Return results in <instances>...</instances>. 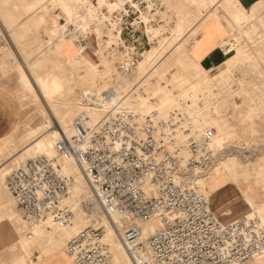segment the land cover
<instances>
[{"label":"rangeland","instance_id":"rangeland-1","mask_svg":"<svg viewBox=\"0 0 264 264\" xmlns=\"http://www.w3.org/2000/svg\"><path fill=\"white\" fill-rule=\"evenodd\" d=\"M124 1L99 0L97 5L92 0H0V84L28 99L24 120L0 141V264H48L43 260L51 255L54 264H68L66 245L72 233L93 225L108 236V226L115 231L119 227L103 223L106 218L93 207L88 192L81 193L85 179L72 163L67 169L76 180L70 191L74 221L64 227L43 226L35 240L27 242L20 208L6 186L7 174L23 163L17 162L21 157L31 158L37 142L54 139L55 119L67 130L61 135L72 136L78 117L91 127L118 108L91 103L99 89L115 93L122 109H184L198 131L213 128L210 146L217 159L199 176L212 211L223 223L253 214L264 225V1L244 6L240 0H153L161 7L153 11L149 6L137 19L145 24L140 30L149 43L129 72L119 64L130 45L123 44L120 30L100 9L112 12ZM218 18L220 24L226 22L228 36L220 46L227 57L218 68L207 69L196 52L210 39L204 30ZM72 24L76 30L88 27L87 43L74 42ZM222 29L215 27L212 36ZM79 45L97 59L96 67L79 54ZM198 94L209 105L201 119L189 104ZM56 154L53 149L49 155ZM216 172L224 183L214 187ZM11 224L18 228L15 234ZM153 228L158 226L150 224L148 231ZM111 236L119 242L113 231ZM111 253V263L116 257L133 264L123 249L115 253L111 245Z\"/></svg>","mask_w":264,"mask_h":264},{"label":"built area","instance_id":"built-area-1","mask_svg":"<svg viewBox=\"0 0 264 264\" xmlns=\"http://www.w3.org/2000/svg\"><path fill=\"white\" fill-rule=\"evenodd\" d=\"M98 5L99 0H92ZM159 9L153 0H125L109 12L112 25L129 43L119 67L129 72L149 41L137 19ZM69 27L75 31L74 24ZM82 29V27H81ZM78 42H86L83 29ZM77 42V43H78ZM124 46H120L119 48ZM89 127L83 117L75 133L55 143L56 156L27 159L6 178L8 190L28 225L50 220L64 227L74 217L69 201L74 178L59 157L73 156L107 214L126 220L120 237L134 264H248L264 256V225L257 216L223 223L210 210L198 179L217 159L210 146L213 128L198 131L187 114L173 110L167 119L140 117L119 106ZM115 106V107H116ZM158 228L145 234V225ZM74 264H112L100 227L88 226L67 243Z\"/></svg>","mask_w":264,"mask_h":264},{"label":"bare ground","instance_id":"bare-ground-1","mask_svg":"<svg viewBox=\"0 0 264 264\" xmlns=\"http://www.w3.org/2000/svg\"><path fill=\"white\" fill-rule=\"evenodd\" d=\"M67 5V4H66ZM110 5V4H109ZM102 6V5H101ZM100 7V6H99ZM118 7V6H117ZM106 8V7H105ZM66 9H68L67 7H66ZM143 12H146V11H141V13H143ZM67 15V14H66ZM219 16H221V14L219 13L218 14ZM70 17V16H69ZM70 22V21H69ZM108 22H109V17H108ZM220 22V20H219V18L217 19V20H215L214 22H211L210 24H208V27H206L207 29H205L204 31L205 32H207L208 33V35H209V37H210V39H213V36H212V34H213V32H215V30H214V28L216 27V28H221V24L219 23ZM113 27V26H112ZM88 27H85V29H83V33L82 34H84V37H85V35H86V29H87ZM247 28V27H246ZM117 29V28H116ZM71 31H73L72 29H70ZM118 30V29H117ZM82 31V30H81ZM80 31V32H81ZM74 33H73V37L75 38H73L74 39V42L78 45V43H81V42H78V40H79V36H78V33H77V30H75V31H73ZM248 33V32H247ZM113 35V34H112ZM114 36H116L117 38L119 37V34L118 33H114ZM85 40H86V42L85 43H87V39L85 38ZM72 42V41H71ZM71 42H69V43H67L66 45L67 46H69V47H71L72 46V43ZM78 42V43H77ZM111 42H112V40H111ZM82 43H84V42H82ZM113 43V42H112ZM109 44H111V43H109ZM55 46H56V44H55ZM61 53V52H60ZM79 54L80 55H82L88 62H90V65L91 66H93V67H96V65H97V59L92 55V53L90 52V51H88V49H87V47H84V46H82V45H79ZM63 55V54H62ZM72 57V56H71ZM25 69V68H24ZM42 90L44 91V92H46L47 91V89H46V87L45 86H42ZM91 98V103H93L94 105H98V106H101V107H105L106 105H110V106H112V107H115L118 103H119V101H118V99H117V97H116V94L115 93H113L110 89H105V90H102V89H99L98 91H97V94H96V96H91L90 97ZM189 104H190V106L192 107V112H193V115H195L196 117H198L199 119H201L202 118V116L209 110V105H208V103L204 100V98L201 96V95H195V96H193V98L189 101ZM132 111H134L139 117H140V119H145L147 116H153V115H155V114H157L158 115V117L160 116V117H164L163 119H167L168 118V116H169V114L171 113V111L172 110H166V109H161V108H151V109H148V110H143V109H135V110H133V109H131ZM174 110H179V111H181V112H183V113H185V114H187V112L186 111H184V109H174ZM187 116H188V114H187ZM189 118V117H188ZM191 122V121H190ZM191 124L194 126V124L191 122ZM54 127H56L58 130H57V134H55L54 136H53V138L54 139H46V142L44 143V142H41V141H39V142H37V144H36V149H37V153H36V155H33V156H31V158H33V157H35V156H38V155H42V154H47V155H49V154H51L52 152H53V149L55 150V143H54V141L56 140V139H58L59 137H60V135L61 134H63V133H67V130L65 129V127H63V125L59 122V121H57L56 119L54 120ZM194 128H195V126H194ZM62 136V135H61ZM66 136H68V137H70L69 135H66ZM54 144V145H53ZM53 146V147H52ZM52 147V150L49 152V153H44L45 151H48V149H50ZM55 155V154H54ZM54 155H50V156H54ZM27 158H29V157H21L20 158V160L19 161H17L18 162V164H21L22 162H24V161H26L27 160ZM30 159V158H29ZM59 161H60V163L63 165V167H64V169H65V171L67 172V173H69L70 174V172L68 171V169H67V167H69L70 168V164H74V168H75V170L77 171V172H79V175L80 176H82L85 180V183H86V188H85V191L84 192H81V193H87L88 192V194L90 195V197L92 198V200L94 201V205H93V203H92V205H93V207H98V210L100 209L101 210V212L103 213V215L105 216V220L103 221V223L105 224V225H107L108 226V222L107 221H110V223H112L113 224V226H117V224H118V226L119 227H116V229L118 230H114V229H112V228H110V226H108L109 228V232H108V236H107V234L104 232V239H105V241L107 242V244H108V246H109V249H110V253H111V245H113V251H115V253H117V251L118 250H120V249H123L124 251H125V253H126V255H128V257L131 259V261H132V258L130 257V255L128 254V252H127V250H126V248H125V245L123 244V242H122V240H121V242H120V240H119V237H120V232L123 230V228H125V226H126V220L124 219V217L123 216H120V215H118V214H107L106 212H105V210L102 208V206L100 205V203L98 202V200L96 199V196L94 195V191H93V189L90 187V185L89 186H87L88 184H89V182H88V180H87V177H86V175L83 173V170L80 168V166L78 165V163L75 161V159H74V157L73 156H70V155H67L66 157H59ZM12 171V170H11ZM10 171V172H11ZM9 172V173H10ZM8 173V174H9ZM7 174V175H8ZM218 175H219V173L218 172H216L215 173V175H214V177H213V179H215V181H214V187H216V186H218V185H220V184H222V182L224 183V181L222 180V179H219V177H218ZM213 181V180H212ZM88 183V184H87ZM198 183H199V179H198ZM6 186H7V183H6ZM73 187H76V180H74V183H73ZM88 187V188H87ZM90 187V188H89ZM7 190H8V187H7ZM8 192H9V194H10V196H11V198H12V200L14 201V199H13V197H12V195H11V193H10V191L8 190ZM69 201L70 202H72L73 204H74V206H75V203L72 201V199L70 198V194H69ZM250 202V201H249ZM14 203H15V201H14ZM84 203H85V205H87V201H84ZM249 205H250V208L253 210V211H255L256 209V207L253 205V203L252 202H250V203H248ZM17 205V204H16ZM89 205V204H88ZM231 206V205H230ZM209 207H210V210L212 211V209H211V205H210V202H209ZM75 210H76V206H75ZM93 211H95V209H90V212L92 213ZM213 212V211H212ZM214 213V212H213ZM228 213V212H227ZM75 214V213H74ZM75 216H76V214L74 215V217H73V219L71 220V222L70 223H68V224H71L73 221H74V219H75ZM245 216H248V217H250V216H253V214L252 215H245ZM245 216H243V217H245ZM21 218H22V220H23V223H24V227H25V235H24V237H25V240L27 241V242H32V241H34L35 240V238H36V236L42 231V227L43 226H49V228H51V226H56V227H62V226H59V225H57L56 223H54V222H52V221H50V220H46V221H44V222H40V223H37V224H33L32 226H28L27 225V223L25 222V220L23 219V217H22V215H21ZM240 218H242V217H240ZM240 218H238V219H240ZM219 219V218H218ZM238 219H235V220H233L232 222H234V221H236V220H238ZM220 220V219H219ZM117 221V222H116ZM221 221V220H220ZM232 222H230V223H232ZM67 224V225H68ZM152 224H155V225H157L158 226V224L157 223H152ZM12 226H13V228H12V231L14 230V234H15V232H17V227L14 225V224H11ZM150 224H148V225H145V228H144V233L145 234H150V233H152V232H154L156 229H152V232H150V231H148V226H149ZM66 226V225H65ZM88 226H93V225H86V226H84V227H82V228H80V229H78L76 232H74V233H72V234H76V233H78L79 231H81L82 229H84V228H86V227H88ZM95 227V226H94ZM76 229V228H75ZM74 229V230H75ZM114 232V234H116L117 235V237H118V243H115V241H113V239H112V236H111V232ZM120 239H121V237H120ZM111 244V245H110ZM19 250H21V249H19ZM16 253V252H15ZM67 254V256L72 260V262H73V259H72V257H70L69 255H68V253H66ZM113 255H115V254H113ZM113 255H112V253H111V259H112V257H113ZM257 258H259V257H256L255 259H257ZM255 259H253V260H255ZM74 263V262H73ZM132 263H133V261H132ZM112 264H129L128 262H127V260L125 261V259H124V261L123 262H120L119 260H118V258H114L113 259V262H112ZM134 264V263H133Z\"/></svg>","mask_w":264,"mask_h":264},{"label":"crops","instance_id":"crops-1","mask_svg":"<svg viewBox=\"0 0 264 264\" xmlns=\"http://www.w3.org/2000/svg\"><path fill=\"white\" fill-rule=\"evenodd\" d=\"M240 1L242 5L249 6L253 2L256 4L264 0H240ZM221 26L223 27L221 34L216 35L215 37H213V39L203 40L201 47L197 48L196 53L199 56L203 66L207 69L218 68L219 66H221V63L226 60L227 57L225 51H223V49L220 46L221 40L225 39L228 36V34L225 31V27H226L225 20L221 22ZM27 100H28L27 98L25 100L18 98L17 95L14 93V91H12V89L0 84V141L6 138L9 134H11L15 129H17L20 126V123L24 120L25 114L23 110V105ZM4 242L7 244L5 240ZM13 256L14 255L12 254V258ZM66 259L68 261V264H74L72 260L67 256V254H66ZM54 261H55V257L52 255L51 258L48 257L47 259L43 260L44 263H48V264L50 263L54 264L55 263ZM248 264H264V256L252 260Z\"/></svg>","mask_w":264,"mask_h":264}]
</instances>
